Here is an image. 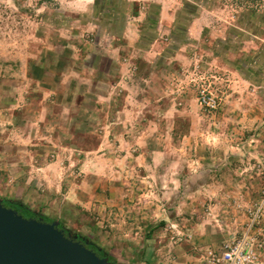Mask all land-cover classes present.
<instances>
[{
	"label": "crops",
	"instance_id": "obj_1",
	"mask_svg": "<svg viewBox=\"0 0 264 264\" xmlns=\"http://www.w3.org/2000/svg\"><path fill=\"white\" fill-rule=\"evenodd\" d=\"M8 1L0 0V4ZM52 1L64 8L59 10L64 20H58L56 32L50 36L64 39L58 45L60 49H54L50 43L47 49H40L38 56L27 50L23 53L19 49L7 51L9 61L3 70L4 75L12 77L0 79V82L11 86L13 100L8 104V109L12 110L8 118L0 116V200L20 201L36 213L51 212L53 208L60 210L59 206H69L67 201L93 211L100 208L106 211L107 206L110 213L118 209L124 225L120 238V243L126 245L121 249L123 255L127 260L135 258V264H151L147 260L152 254L153 264H157L154 253L159 254L161 247L158 245L156 250L150 247L152 252L147 253L150 239L146 236L141 241L145 249L137 250L140 245L138 241L131 242L128 230L149 226L152 234L156 231L158 227L153 224L152 216L161 214L156 187L160 176L153 167L175 164V158H170L168 152L176 150L174 121L183 115L158 103L162 98L157 97L162 89L158 85L161 77L166 76L163 71L182 70L181 63L190 66L192 53L202 49L198 43L203 32H210L209 16H214V11L201 6V13L187 19L183 27L178 23L181 18L178 7L166 0H103L104 7L99 5L100 0L90 4L84 0ZM47 3L44 0L40 5ZM8 15L6 18L1 15V25L6 20L8 29L2 27L1 35L10 38L12 17ZM253 38L256 39L250 35L239 49L244 53L260 54V44ZM214 39H218L216 43L221 49L226 40L224 34H215ZM260 41L264 43V38ZM201 53L200 57L210 56L208 50ZM242 68L247 69L244 65ZM238 73L247 86L259 84L243 72L238 70ZM24 84L28 87L26 103L21 105V112H15L22 94L19 85ZM162 85L168 86L167 83ZM251 96L258 101L257 95ZM184 114L187 121H191L190 131L196 117ZM260 114L263 116L264 112ZM221 117L224 124L233 126L234 135L227 134V138L224 130L219 134L216 149L204 147L210 154L216 150L215 158H190L191 168L192 164L203 168L205 160L210 159L208 163L213 164L216 174L208 180L203 175H187L183 196L189 209L191 203L187 200L200 198L201 212L204 209L215 212L220 217H216L219 220L216 226L225 228L227 214L242 213L237 210L240 204L247 205L257 199V191L251 189L254 187L251 183L263 180L253 175L252 167L255 163H264V117L246 119L241 109H229L227 105L226 109L222 108ZM244 132H248V139L237 137ZM182 138L183 141L187 139L183 149L190 154L201 148L192 140L191 131ZM49 153L65 158V166L50 161ZM70 163H75L82 172H90V167L103 163L102 194L96 193L97 179L93 176L71 179ZM167 178L172 183L178 181L174 176ZM169 189L174 192V187ZM93 198L104 203L96 205L90 201ZM160 218L164 219V215ZM175 221L170 217L168 222ZM245 221L246 216L242 214L229 225L237 223L241 227ZM182 222L183 231L190 233L189 239H182L178 246L194 245L192 230L200 228ZM127 246L134 247L135 254L132 255ZM205 251L197 254L189 247L182 248L179 253L187 264H204Z\"/></svg>",
	"mask_w": 264,
	"mask_h": 264
},
{
	"label": "rangeland",
	"instance_id": "obj_2",
	"mask_svg": "<svg viewBox=\"0 0 264 264\" xmlns=\"http://www.w3.org/2000/svg\"><path fill=\"white\" fill-rule=\"evenodd\" d=\"M42 1L44 0H9L4 4H0V54L4 53L0 55V64L3 67L1 68L2 70H0V79L12 77L9 76V74L4 75L6 72L3 70L5 69L6 63H8L7 61H9L6 55L7 51L10 49H19L21 53L27 50V52H31L33 56H38L40 49H47L50 43L52 44L51 46L55 47L54 49H58V45L63 42L64 39L61 37L59 38L57 36L55 39L50 36L52 32H56L55 24H57L58 20L63 22L64 19L62 15L64 14L59 12V10H64V8L60 5H56L52 0H46L48 5L44 4L41 6L40 4ZM100 1L101 3H99V5L104 7L105 4L103 0ZM166 1L178 7L177 11L180 13L181 17L178 19V23H180L179 26L184 27L186 25V20L192 18L197 12L199 15L201 13V6L213 10L214 16H209L211 17V22L209 23L210 28L208 29L211 33L209 32V34H207V32H203L202 40L198 43L199 48L202 49H195V54L192 53L190 66L189 64L181 63L182 70L178 69V71H172L170 69V72L163 71V74L165 73L166 76L161 77L162 82L158 85L162 87L159 91L160 94L157 96L162 97L158 103H160L161 106L170 108L171 111L177 110V113L183 115L182 117H177L174 121V134H176L174 136V143L176 145V150L168 152L170 158H175V164L170 167L167 165L153 167L155 173L160 176L159 183L156 184V187L159 196L158 202L161 205V214L160 216L159 214L152 216L153 224L158 227L155 229L156 231L152 234L149 231V226L146 228L141 226L140 229L128 230V232H130L132 236L131 242L136 243L138 241L140 246L136 248L137 250L142 251L145 249V246L143 247L141 245V241H143V237L147 236L150 239L147 244V253L151 251L150 247L154 246V250L158 249V245L161 247L159 254L156 252L155 255L154 253L155 259L158 261L173 260L177 264H187L185 258H182L179 253L182 251V248L187 250L190 247L191 250L195 251L197 254L202 253L203 250L205 251L204 248L207 247L210 249H218L222 243L230 240L233 235H238L244 225L242 224L239 228L237 223L232 224V226L229 225V222L233 223L242 214L246 216V209L254 202L247 205L240 204L241 208L237 210H240L242 213L233 216L232 214H227L224 220L226 222L228 221V224L224 226L225 228H218L216 224L219 223L218 219H220V217L217 216L215 212L211 213L206 209L201 212L202 203H200V198L187 200L191 203V208L189 209L188 205H185L183 192L185 183L184 178L187 175H203L204 178L208 180L211 175L214 176L216 174L213 164L208 163L210 159L205 160L203 168L196 164H192L191 168L190 158L193 160L199 156L204 157V159H207V157L215 158L216 150L213 151V154H210V152H207V148L204 147L211 146L213 149H216L215 146L219 144V134L224 130H226L225 135L227 138H229V134H232L233 126H229L222 122V108L226 109L227 105L229 109L232 107L241 109L243 113H245L246 119H253L255 116L264 117V115L261 116L260 114L264 112V51L262 50L264 49V43L260 41V39L264 38V0ZM151 11L154 13V9H151ZM7 13H9L8 16L12 17V19L9 20L10 28L12 26V36L10 38H8L7 35H1L3 32L1 31L2 27L5 29L7 28L6 20L4 24L1 25V15L6 18ZM57 14L60 17H58ZM221 32L224 34L226 40H223L224 46L222 45L223 47L219 49L220 45L216 43L218 39L213 40V36ZM249 34L255 36L256 39H253L260 44L258 48L260 49V54H252V52L244 53L242 49H239L244 45L243 42L249 39ZM210 37H212L213 41ZM208 47L213 49H207ZM207 50L210 56L202 55L203 57H200V55L203 54L201 51ZM243 65L244 67L246 66L247 69H240ZM238 70L243 72L246 76H249L252 81L259 84L247 86V84L242 83L239 78L240 75ZM16 77L20 79L18 73H16ZM3 82L4 81L0 82V116L8 118L12 112V110L8 109V104L13 100V97L10 96L11 86L7 85L6 82L3 84ZM162 83H167L168 86H164ZM19 87L22 90V94L18 104L20 106L15 109V112H21L23 110L21 105L26 103L27 84L22 86L19 85ZM202 89H205L218 98L219 107L215 112L208 113L200 107L198 97ZM250 95H257L259 98L258 101L252 96L250 97ZM256 107L259 108V110H257ZM155 110H159L157 106ZM186 112L196 117L192 122L193 129L190 131L192 132V140H196V142H198L197 144L201 146V148L197 150H192L191 154L190 151L183 149L184 142L187 141V139L183 141L182 137L187 131L190 132L189 123L191 125V121L188 122L186 119L187 116L184 114ZM247 133L248 132L237 134V137H244L243 140L248 139L249 135ZM174 134H172V136ZM228 151L230 153V150ZM165 153H167V151ZM48 159L58 162L60 167L65 166V158L55 153H49ZM258 164L259 163H255L252 167L254 176H259ZM68 168L71 179L78 178L81 180L85 176L86 178L90 176L96 178L97 181L96 183L94 182L96 187H98L96 193H98V195L102 194L105 184L103 183V178L105 177V165L103 163L95 168L90 167V172L87 170L82 172L75 163H70ZM168 176H174L178 181L176 180V183H172L170 178H167ZM167 179H169V181H167ZM195 184L196 182L192 183V186ZM251 184L254 186L251 189L258 193V190L263 186V181H257ZM169 187H174L175 193L173 189L170 190ZM169 191L173 194L171 195ZM71 200H73V198H71ZM234 200L235 199H233V201ZM90 201L94 202L96 205L104 203L101 199L96 200L93 198ZM206 202H208V200H206ZM66 205L69 206H59L61 207L60 210L53 208L51 212L39 211L37 213L54 221H58L62 228L69 231L70 234L80 235L104 249L109 254L110 264H135V258L132 259L128 257L127 260L126 256H124L121 251V249L126 248V245L120 243V238L123 237L124 225L121 222L123 219L118 209H116V212L110 213L108 211V206L106 211H103V208H100L101 210L99 209V211H93L90 208L78 206L77 203L72 205L71 202L67 201ZM183 210H188L191 213L185 214ZM176 211H179L178 216H175ZM162 214L164 215V219L160 218ZM170 217L176 219V223L168 222ZM182 217H185L186 220ZM181 220L187 221L193 225H198L200 228L197 231L192 230L191 235L195 240L194 245L189 246L187 243H184L178 246V244L182 243L181 241L173 243L170 240L172 236V230L170 229L171 224L178 225L179 231L182 233L181 239H189L187 235L190 232L183 231L184 227L182 226L183 222ZM127 248L132 250V255L136 252L134 247L127 246ZM200 249H202V251ZM147 261L151 264L155 263L152 254L148 257Z\"/></svg>",
	"mask_w": 264,
	"mask_h": 264
},
{
	"label": "water",
	"instance_id": "obj_3",
	"mask_svg": "<svg viewBox=\"0 0 264 264\" xmlns=\"http://www.w3.org/2000/svg\"><path fill=\"white\" fill-rule=\"evenodd\" d=\"M58 221L24 218L0 202V264H110Z\"/></svg>",
	"mask_w": 264,
	"mask_h": 264
},
{
	"label": "built area",
	"instance_id": "obj_4",
	"mask_svg": "<svg viewBox=\"0 0 264 264\" xmlns=\"http://www.w3.org/2000/svg\"><path fill=\"white\" fill-rule=\"evenodd\" d=\"M198 103L204 111L215 112L219 107L218 98L202 89ZM259 176L263 186L258 190L257 199L246 209V221L238 233L225 241L218 249L208 248L202 255L204 264H264V163L258 164ZM174 243L182 241L178 225L171 224ZM157 264H177L175 261H158Z\"/></svg>",
	"mask_w": 264,
	"mask_h": 264
},
{
	"label": "trees",
	"instance_id": "obj_5",
	"mask_svg": "<svg viewBox=\"0 0 264 264\" xmlns=\"http://www.w3.org/2000/svg\"><path fill=\"white\" fill-rule=\"evenodd\" d=\"M1 204L7 208H11L13 210H15L18 214L22 215L24 218H42L43 221L45 222H51L54 221L52 219L47 218L44 215H41L39 213L33 212L31 210H29L25 205H23L20 201H14V200H0ZM59 227L62 228V226L59 224ZM65 230V229H64ZM65 233H69V231L65 230ZM78 236V240L81 242H85L87 243V247L89 249H91L92 251H94L99 257H106L110 263V257L108 252H106L104 249L100 248L99 246H97L96 244L92 243L90 240L77 235Z\"/></svg>",
	"mask_w": 264,
	"mask_h": 264
},
{
	"label": "clouds",
	"instance_id": "obj_6",
	"mask_svg": "<svg viewBox=\"0 0 264 264\" xmlns=\"http://www.w3.org/2000/svg\"><path fill=\"white\" fill-rule=\"evenodd\" d=\"M84 2L90 4L93 2V0H84Z\"/></svg>",
	"mask_w": 264,
	"mask_h": 264
}]
</instances>
